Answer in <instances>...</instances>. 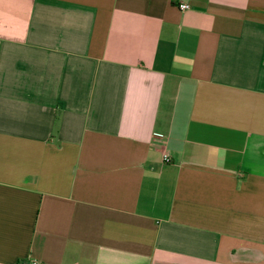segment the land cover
Returning <instances> with one entry per match:
<instances>
[{
	"label": "crops",
	"instance_id": "crops-1",
	"mask_svg": "<svg viewBox=\"0 0 264 264\" xmlns=\"http://www.w3.org/2000/svg\"><path fill=\"white\" fill-rule=\"evenodd\" d=\"M32 261L264 264V0H0V264Z\"/></svg>",
	"mask_w": 264,
	"mask_h": 264
},
{
	"label": "built area",
	"instance_id": "built-area-1",
	"mask_svg": "<svg viewBox=\"0 0 264 264\" xmlns=\"http://www.w3.org/2000/svg\"><path fill=\"white\" fill-rule=\"evenodd\" d=\"M178 8L181 10V11H186L189 9V5L188 4H185V3H181L178 5ZM154 141L156 142H160L159 139H155ZM163 162L164 163H169L170 162V157L168 154H164L163 155ZM30 264H42L41 262H37V261H32Z\"/></svg>",
	"mask_w": 264,
	"mask_h": 264
}]
</instances>
